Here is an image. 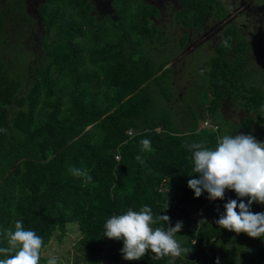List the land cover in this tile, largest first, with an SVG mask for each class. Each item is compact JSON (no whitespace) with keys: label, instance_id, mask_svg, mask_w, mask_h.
I'll return each instance as SVG.
<instances>
[{"label":"trees","instance_id":"16d2710c","mask_svg":"<svg viewBox=\"0 0 264 264\" xmlns=\"http://www.w3.org/2000/svg\"><path fill=\"white\" fill-rule=\"evenodd\" d=\"M182 2L197 24L217 5ZM94 10L91 0H43L45 57L24 72L9 67L7 19L0 8V232L22 220L43 238V250L56 231L62 240L68 224L78 223L80 242L91 253L87 264L118 262L124 243L105 244L106 220L147 205L154 217L167 215L170 226L183 223L175 238L189 253L157 260L149 251L130 264H216L217 258L220 264H264V237L216 223L229 199L249 198L234 190H226L223 200H210L206 191L197 198L188 186L199 174L185 145L203 142L214 149L218 137L239 129L264 142V85L251 81L245 56L215 55L212 61L209 102L201 111L218 130L194 124L181 132L153 110L150 85L162 87L172 77L168 60L157 66L142 49L165 38L150 17L156 10L130 18L123 9L112 26L106 25L109 16L98 22ZM228 102L246 111L238 123L222 116ZM142 139L151 141V151H141ZM73 168L86 170L92 180L73 175ZM250 210L264 213V205L254 202ZM5 243L0 237V246ZM42 250L40 264H47Z\"/></svg>","mask_w":264,"mask_h":264},{"label":"clouds","instance_id":"9594fccd","mask_svg":"<svg viewBox=\"0 0 264 264\" xmlns=\"http://www.w3.org/2000/svg\"><path fill=\"white\" fill-rule=\"evenodd\" d=\"M140 144L142 152L151 151L149 139H142ZM185 146L192 152L194 171L199 174V178L188 181L195 197L199 198L206 191L210 200H223L226 190H234L238 197L249 198L247 203L243 199L239 203L229 199L224 205L225 213L216 223L237 234L264 237V213L250 210L254 202L264 205V142H258L251 134H237L218 137L214 149L207 148L203 142ZM136 160L141 164L144 162L140 155L136 156ZM71 172L89 182L92 180L86 170L73 168ZM161 221L168 224L167 229L154 227ZM182 227V222L170 226L167 215L154 217L151 207L147 205L141 206L139 211L129 209L124 214L113 215L104 224L105 237L123 240L121 253L128 261L139 260L149 251L157 260L165 256L175 259L188 254V249L175 238ZM0 237L6 242L0 246V264H40L43 238L31 229L26 230L22 220H15L13 226L0 232ZM47 264H57V260L49 258ZM216 264H220L219 258Z\"/></svg>","mask_w":264,"mask_h":264},{"label":"rangeland","instance_id":"374dc122","mask_svg":"<svg viewBox=\"0 0 264 264\" xmlns=\"http://www.w3.org/2000/svg\"><path fill=\"white\" fill-rule=\"evenodd\" d=\"M95 5V14L98 22L104 21L109 14L117 21L119 14L114 8L125 9L133 14L139 10L151 9V5L143 4L142 0L122 2L121 0H91ZM148 1V0H146ZM42 0H0V8L4 11L7 19L8 34L5 43L6 57L13 62L9 67L15 71H27L28 64H34L45 57L43 49V37L45 26L40 19L39 9ZM176 0H170L169 8L166 9L165 18H158L157 25L160 30H165L166 37L162 42L150 43L142 47L146 56L152 58L158 66L161 62L169 61L172 68V77L158 86L152 83L154 90L153 110L164 124L185 132L194 127V124L204 127V117L201 108L209 102V89L211 84L212 61L214 52L207 45L200 46L190 53L180 51V38L185 29L177 24L174 7ZM259 25L263 27L261 40L264 44V0H255ZM177 9V8H176ZM130 18L132 15H128ZM106 20V19H105ZM113 22L108 18L106 25L112 26ZM177 52H179L178 55ZM181 53V54H180ZM262 62L257 61L255 68L259 73L250 77L251 81L264 85V55ZM259 77V78H258ZM225 117L238 123L246 114L236 102H230L225 107ZM209 123L211 118H207ZM230 129V127L228 126ZM227 133V130L223 132ZM244 135L248 133L243 131ZM255 139L258 138L256 137ZM58 231L53 234L50 242L42 250V255L48 260L55 258L57 264H87L91 253L80 242L82 232L78 223L68 224V233L61 240L57 237ZM103 264H130L123 255L118 262L104 260Z\"/></svg>","mask_w":264,"mask_h":264},{"label":"flooded vegetation","instance_id":"af4514ba","mask_svg":"<svg viewBox=\"0 0 264 264\" xmlns=\"http://www.w3.org/2000/svg\"><path fill=\"white\" fill-rule=\"evenodd\" d=\"M131 1L133 0H128V2ZM142 1L145 5L150 4L151 10H156L157 14L155 16L151 15L150 17L155 26L159 27L157 25L158 18H165L167 15L166 9L169 8L170 0ZM213 1L217 5L211 6L205 19L200 24H197L195 22L196 17H194L192 12L189 14L185 13L182 0H176L175 6L173 5L175 8L174 15L177 24L185 29L179 40L180 51L182 49L184 53H190L200 46L207 45V48L211 49L214 55H232L231 58H234L233 55H244L245 70L252 76L256 73L259 76L255 65H257V61H263L261 56L264 55V44L261 40L263 27L259 25L260 21H258L257 14V11H259L257 8H260L255 4V0ZM114 9L118 14L123 10L119 8ZM95 12L94 10V14ZM129 15H132V13ZM105 16H109L113 23L120 21V14L117 21L109 14ZM161 30L165 35V30ZM178 54L179 52L176 55ZM257 81L259 82V79ZM229 104L230 102L223 106V117H225V107ZM226 129L229 130V128ZM243 131V129H239L237 131H229L228 133L235 136L237 134H243Z\"/></svg>","mask_w":264,"mask_h":264},{"label":"built area","instance_id":"2783aa9c","mask_svg":"<svg viewBox=\"0 0 264 264\" xmlns=\"http://www.w3.org/2000/svg\"><path fill=\"white\" fill-rule=\"evenodd\" d=\"M211 122H212V121H211ZM203 126H204V127H207V128H210V129L218 130V125H217V124H214L213 122H212V123H209V120H205ZM128 132H129L130 134H132V133H133V130L130 129ZM117 158L119 159L120 156H117ZM111 240H112V239H109V238L106 237L105 244L108 245L109 242H110Z\"/></svg>","mask_w":264,"mask_h":264}]
</instances>
